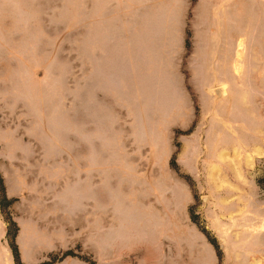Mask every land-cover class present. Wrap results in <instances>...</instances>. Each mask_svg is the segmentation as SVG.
<instances>
[{
  "label": "rangeland",
  "instance_id": "374dc122",
  "mask_svg": "<svg viewBox=\"0 0 264 264\" xmlns=\"http://www.w3.org/2000/svg\"><path fill=\"white\" fill-rule=\"evenodd\" d=\"M264 0H0V264H264Z\"/></svg>",
  "mask_w": 264,
  "mask_h": 264
},
{
  "label": "trees",
  "instance_id": "16d2710c",
  "mask_svg": "<svg viewBox=\"0 0 264 264\" xmlns=\"http://www.w3.org/2000/svg\"><path fill=\"white\" fill-rule=\"evenodd\" d=\"M259 182H260L261 184H264V170H263V176H262V178H260Z\"/></svg>",
  "mask_w": 264,
  "mask_h": 264
}]
</instances>
